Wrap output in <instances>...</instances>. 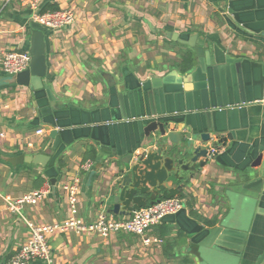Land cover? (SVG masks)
I'll return each mask as SVG.
<instances>
[{
  "label": "crops",
  "instance_id": "0c3cea01",
  "mask_svg": "<svg viewBox=\"0 0 264 264\" xmlns=\"http://www.w3.org/2000/svg\"><path fill=\"white\" fill-rule=\"evenodd\" d=\"M29 1L0 0V53L28 51L32 13ZM225 1L166 0V7L171 10L175 6L176 14L158 20L157 15L150 11L142 13L137 1L42 0L39 10L57 6L76 13L75 24L71 27L45 33V82L52 87L59 106L70 105L90 112L109 101L108 89L99 76L102 72L116 79L120 71L129 72L141 82L163 78L172 71L177 77H186L198 64L192 48L171 40L173 33L181 37L190 35L193 40L202 41L209 47L217 46L232 59L257 60L249 40L235 39L226 27L222 19ZM152 41L162 44L164 54L171 62H162L160 57H155L151 52ZM187 53L190 63L182 58ZM155 66L158 67L156 71L153 69ZM9 78L0 68V264H8L27 241L29 231L24 219L35 224H54L66 218L67 205L61 186L76 176L80 179V216L92 221L100 212L106 213L101 202L115 173L112 164H104L105 155L109 152L102 153L89 140L74 142L58 156L54 162L57 173L54 185L44 177V168L40 164H27L24 161L27 157L50 155L52 141L47 132L42 135L36 133L44 130V126L33 125L35 113L29 89L11 85ZM196 79V82L180 80L182 91L196 97V87L202 83L198 81L199 75ZM248 80L241 71L227 67L222 73L215 72L206 87L221 91L230 98L233 95L243 98L250 89L246 86ZM179 84L170 82L166 86L167 92H161L160 98L163 99V95L171 98V91L178 89ZM154 91L148 95L149 99H155ZM241 106H244L246 115L240 122L242 129L236 132L237 141L250 142L264 137V105L252 103ZM119 137L116 136L117 139ZM88 147L95 151L93 159L85 157ZM21 157L23 159L19 160ZM85 161L91 163L88 171L80 170ZM237 177L236 171L219 166L205 169L183 190L187 215L202 224V218H216L215 227L221 226L223 216L228 212L219 195L224 187L241 184V177L239 181ZM43 188L48 189V195L37 205H25L19 213L7 208L5 200L15 201ZM252 189L242 184L235 191L246 198L254 194ZM230 224L232 222L225 227L248 232L238 264H257L264 254V216L255 214L253 218L249 217V223L244 227ZM169 230L171 237L178 242L175 240L171 247L165 248L161 234ZM179 233L175 226L161 223L151 233L163 241L160 246L144 247L140 238L125 234L101 238L96 234L78 236L74 233L53 235L48 239V245L52 264H195L197 253L191 250L186 236L181 232L183 236L180 237ZM29 264L45 263L34 260ZM261 264H264L263 260Z\"/></svg>",
  "mask_w": 264,
  "mask_h": 264
},
{
  "label": "water",
  "instance_id": "95a60500",
  "mask_svg": "<svg viewBox=\"0 0 264 264\" xmlns=\"http://www.w3.org/2000/svg\"><path fill=\"white\" fill-rule=\"evenodd\" d=\"M224 12L226 27L235 39L249 40L257 60L232 59L217 46L209 47L190 35L173 33L171 40L192 48L196 58L198 66L189 75L180 78L172 71L163 78L141 82L132 73L119 80L102 72L109 101L90 112L56 102L52 87L45 82L47 30L31 21L29 68L10 77L9 83L29 89L33 121L44 126L52 145L50 155L27 157L24 161L40 164L44 177L54 185L57 173L53 154L59 156L78 140H89L104 154L108 151L104 164H112L115 173L101 203L106 213L114 217H128L161 200L181 198L196 176L219 166L236 171L253 188L254 194L242 200V209H253L264 216V137L243 143L236 139L246 115L241 105H264V0H226ZM227 67L249 78L246 86L250 89L243 98H230L221 91L207 89L213 74L222 73ZM197 75L202 82L196 87L197 95H187L179 81L196 82ZM170 82L179 84L178 89L171 91V98L163 95L161 99V92H167ZM152 90L155 99L148 97ZM231 215L221 226L206 228L183 208L165 216L161 223L175 226L186 236L191 250L197 253L196 264H200L198 254L204 250H217L240 260L248 232L226 228L230 222L235 224L233 219L240 223ZM263 258L264 254L257 264Z\"/></svg>",
  "mask_w": 264,
  "mask_h": 264
},
{
  "label": "built area",
  "instance_id": "2783aa9c",
  "mask_svg": "<svg viewBox=\"0 0 264 264\" xmlns=\"http://www.w3.org/2000/svg\"><path fill=\"white\" fill-rule=\"evenodd\" d=\"M13 0H6L11 2ZM42 0H30L31 21L51 32L65 30L75 24L76 13L72 9H59L40 13L39 5ZM30 56L25 51L9 50L0 53V68L9 77L15 76L29 68ZM264 102V96L262 101ZM45 131L38 130L42 135ZM91 163L85 161L80 170L88 171ZM64 200L67 205L66 218L54 224H35L23 220L29 236L8 264H29L34 260H40L45 264H52V257L48 239L53 235H67L74 233L78 236L96 234L101 238L111 235L125 234L140 238L144 247L160 246L163 241L151 235L154 228L159 226L162 219L168 215H174L184 208L185 199L173 198L161 200L158 203L133 212L128 217L116 218L105 212H100L92 221H86L80 216L78 198L80 192V179L78 176L62 184ZM48 195V189L26 194L15 201L5 200L7 208L14 213H19L25 205L35 206Z\"/></svg>",
  "mask_w": 264,
  "mask_h": 264
},
{
  "label": "rangeland",
  "instance_id": "374dc122",
  "mask_svg": "<svg viewBox=\"0 0 264 264\" xmlns=\"http://www.w3.org/2000/svg\"><path fill=\"white\" fill-rule=\"evenodd\" d=\"M130 1H135V2L137 1L139 3L140 10L142 11V13L148 14V12L150 11L151 13H154L155 15H157L158 20L160 19V17L165 18L166 16H171V15L176 14L175 13L176 7L174 6V8H172L170 10L168 7H166V4H167L166 0H156L155 3H154V0H130ZM152 42L153 43L151 45V47H152L151 52H153L155 54V57H160V60H162V62H171L172 60H170L167 57V55L164 54L165 48L162 46V44L159 43V45H158V43H157L158 41H152ZM153 69H155L154 71H156L158 69V67L155 66ZM122 73H124V72L120 71L119 76H118L119 80L122 79L121 76L125 75ZM127 74H129V73H127ZM150 74H153V73H150ZM99 76H100V74H99ZM33 129H35V128H33ZM238 175L240 177V174H238ZM239 177H237V181H239V179H240ZM241 182H242L241 184L238 185V183H239L238 182L234 185H231L227 189L224 187L223 188L224 190H221V193L219 195L220 198H223V202H224V204L226 206V210L228 212L227 215L224 214L223 219L227 220L229 218V216L232 214L231 210H233L234 217L236 219L240 220V223H237L233 219V222L235 224H238L235 227H244V226L248 225L249 216L253 218L254 215L256 214L253 209L250 212H245V210L242 209V207H243L242 200L245 197L237 194L235 191L238 189V186H241L242 184H246V181H244V180H242ZM116 218H121V217H116ZM202 220H204V219L202 218ZM215 220L217 222L216 218H215ZM230 225H233V224H230ZM170 232H171V230H169L168 232H162V234H161V237L164 240L165 248L171 247L172 243L175 240H176V242H178V239H174V237H171V234H169ZM180 237H182V235H180ZM179 241H180V239H179ZM165 252L167 253V251H165ZM198 258H199L200 264H238L237 262L239 261L238 259H235L234 257L226 255V254L219 252L217 250L216 251H208V250L200 251L198 254ZM195 264H196V262H195Z\"/></svg>",
  "mask_w": 264,
  "mask_h": 264
},
{
  "label": "trees",
  "instance_id": "16d2710c",
  "mask_svg": "<svg viewBox=\"0 0 264 264\" xmlns=\"http://www.w3.org/2000/svg\"><path fill=\"white\" fill-rule=\"evenodd\" d=\"M56 10H59V8L57 6H51V7L46 6V7H42L40 9V13H44V12H47V11H56ZM182 58L184 59V62H186V63L189 62L190 63V55H189V53L185 54ZM122 74H127V72H124ZM33 125H35L34 121H33ZM53 156H54L55 160L58 159V155L53 154ZM85 157H90L91 159H93L95 157V151L91 147H88V149L86 150V153H85ZM182 198L184 199V196H182ZM202 222L204 223V225L206 227H210V228L215 227V225H216V220L215 219H212V220L204 219ZM179 234L183 236L181 231H180Z\"/></svg>",
  "mask_w": 264,
  "mask_h": 264
},
{
  "label": "flooded vegetation",
  "instance_id": "af4514ba",
  "mask_svg": "<svg viewBox=\"0 0 264 264\" xmlns=\"http://www.w3.org/2000/svg\"><path fill=\"white\" fill-rule=\"evenodd\" d=\"M238 166H240V165H238ZM263 261H264V258H263Z\"/></svg>",
  "mask_w": 264,
  "mask_h": 264
}]
</instances>
